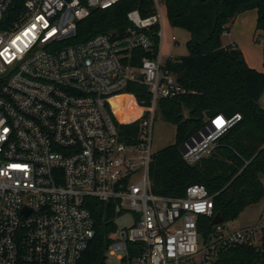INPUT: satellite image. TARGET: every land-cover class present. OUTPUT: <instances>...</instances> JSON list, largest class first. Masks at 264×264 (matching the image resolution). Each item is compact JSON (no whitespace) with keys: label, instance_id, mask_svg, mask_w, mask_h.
<instances>
[{"label":"built area","instance_id":"obj_1","mask_svg":"<svg viewBox=\"0 0 264 264\" xmlns=\"http://www.w3.org/2000/svg\"><path fill=\"white\" fill-rule=\"evenodd\" d=\"M120 1L24 0L17 13L16 0H0V264H77L96 235L90 198L110 203L116 218L134 215L109 233L107 264H232L222 255L237 248L256 256L234 264H264V208L255 224L231 229L224 219L213 224L204 184L184 196L152 190L158 101L185 92L161 52L164 1L154 0L148 17L129 11L122 33L70 42L80 20ZM129 83L146 85L151 103L124 92ZM125 95L137 113L129 121L117 116ZM115 98L124 104L113 106ZM241 120L208 117L181 145L185 161L211 155ZM137 121L138 135L125 142L117 123ZM203 217L212 218L206 237Z\"/></svg>","mask_w":264,"mask_h":264},{"label":"trees","instance_id":"obj_2","mask_svg":"<svg viewBox=\"0 0 264 264\" xmlns=\"http://www.w3.org/2000/svg\"><path fill=\"white\" fill-rule=\"evenodd\" d=\"M172 26L191 34L187 42L189 53L168 57L165 68L175 74L184 93L158 101L162 118L176 126L175 143L152 156L150 177L152 190L165 196H184L195 183L204 184L214 197L215 211L224 221L237 218L247 207L264 199V71L252 68L236 44L224 46L223 36L230 32L236 17L257 9L256 30L264 32V0H163ZM24 0H16L17 13ZM137 9L143 17L156 12L154 0H122L108 9H94L89 17L78 22L77 34L71 43L111 32H124L132 25L127 14ZM152 39L158 53L160 38ZM259 40L258 37L256 39ZM142 56L144 52H137ZM124 92L135 94L139 101L151 103L148 87L129 83ZM126 105L118 110L122 121L131 120L132 98L125 95ZM116 106V101H112ZM236 113L242 120L225 133L216 150L195 164L183 158L181 145L204 127L208 117ZM121 138L132 143L138 135L139 122L119 124ZM95 220L96 235L77 264H107L108 235L117 229L116 212L110 203L90 198L86 200ZM200 232L207 236L212 230V218L200 220ZM249 248H237L222 255L225 263L241 262Z\"/></svg>","mask_w":264,"mask_h":264},{"label":"rangeland","instance_id":"obj_3","mask_svg":"<svg viewBox=\"0 0 264 264\" xmlns=\"http://www.w3.org/2000/svg\"><path fill=\"white\" fill-rule=\"evenodd\" d=\"M162 28L164 32L162 38V51L164 54L163 59H166V55H171L174 57L187 55L189 53L187 42L190 39L191 34L184 28L172 26L168 21V17L166 16L164 8ZM232 29L227 34H224L223 41L225 43L231 39L230 33ZM250 30L251 29L248 27L245 33L242 35V46L252 63L259 66L261 69H264V37L255 42L253 40L252 31ZM173 36L176 37V40L172 39ZM238 47L241 49V46ZM124 102L125 100H119L120 106H122ZM131 117H133V115ZM175 139L176 126L165 121L162 118L161 114L157 113L154 124V136L152 144L153 153L158 152L162 148L175 143ZM262 180L264 182V176L262 177ZM263 208L264 199L247 207L237 218L224 222L231 229L253 225L257 222ZM133 219L134 215H132L131 213H127L116 218V223L119 228L130 227L133 224Z\"/></svg>","mask_w":264,"mask_h":264},{"label":"crops","instance_id":"obj_4","mask_svg":"<svg viewBox=\"0 0 264 264\" xmlns=\"http://www.w3.org/2000/svg\"><path fill=\"white\" fill-rule=\"evenodd\" d=\"M165 13H166V8H165ZM167 16V14H166ZM257 18H258V11L257 9H251V10H247L245 12H242L240 13L234 23H233V29L230 33L231 35V39L228 41V42H224L223 41V44L224 46H228V45H231V44H236L238 46H241V49H242V52L245 56V59L247 61V63L249 64L250 67L252 68H255L259 71H264V69H261L259 66L255 65L252 63V61L249 59V57L247 56V53L245 51V49L243 48L242 46V35L245 33L246 29L249 27L252 31V34H253V40L256 42L257 40V37L258 39L260 40L262 37H264V32L261 31V30H256V24H257ZM169 21V20H168ZM163 35H164V32H163ZM258 40V41H259ZM163 45V43H162ZM161 52H162V55L164 57V54H163V51H162V47H161ZM168 57H174V56H171V55H166V59Z\"/></svg>","mask_w":264,"mask_h":264},{"label":"water","instance_id":"obj_5","mask_svg":"<svg viewBox=\"0 0 264 264\" xmlns=\"http://www.w3.org/2000/svg\"><path fill=\"white\" fill-rule=\"evenodd\" d=\"M181 150H183V148H181ZM223 216L221 213H216L214 219H213V224H217L223 221Z\"/></svg>","mask_w":264,"mask_h":264},{"label":"bare ground","instance_id":"obj_6","mask_svg":"<svg viewBox=\"0 0 264 264\" xmlns=\"http://www.w3.org/2000/svg\"><path fill=\"white\" fill-rule=\"evenodd\" d=\"M120 98H124V96L123 97H120ZM120 98H115V99H112V101L113 100H115L116 101V105H117V103H119V99ZM112 101H111V103H112ZM112 105H113V103H112ZM113 106H115V105H113ZM116 107V106H115ZM121 110V109H120ZM117 112H118V110H117ZM119 118V117H118Z\"/></svg>","mask_w":264,"mask_h":264},{"label":"snow or ice","instance_id":"obj_7","mask_svg":"<svg viewBox=\"0 0 264 264\" xmlns=\"http://www.w3.org/2000/svg\"><path fill=\"white\" fill-rule=\"evenodd\" d=\"M18 167V166H17Z\"/></svg>","mask_w":264,"mask_h":264}]
</instances>
